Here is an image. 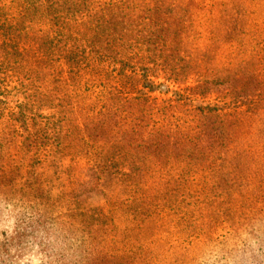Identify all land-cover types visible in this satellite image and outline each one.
Wrapping results in <instances>:
<instances>
[{"label": "trees", "instance_id": "1", "mask_svg": "<svg viewBox=\"0 0 264 264\" xmlns=\"http://www.w3.org/2000/svg\"><path fill=\"white\" fill-rule=\"evenodd\" d=\"M234 3L0 0V264H197L215 228L264 264V14ZM104 178L125 198L83 207Z\"/></svg>", "mask_w": 264, "mask_h": 264}, {"label": "rangeland", "instance_id": "2", "mask_svg": "<svg viewBox=\"0 0 264 264\" xmlns=\"http://www.w3.org/2000/svg\"><path fill=\"white\" fill-rule=\"evenodd\" d=\"M225 1H229L230 3L235 2L234 4L239 10H242L244 5V9H246L247 7L250 11H254L258 16L264 14V4H261L259 0H244V3L242 0H239V2L237 0H225ZM224 19L226 20V18L221 16V20H220L221 24L223 23ZM256 21H258L257 23L259 25H262L264 27V19L257 18ZM263 32L264 29H260L259 33H263ZM237 37L238 35H233L232 38L236 40ZM214 43L216 48H218L219 45L222 46L219 47L220 49L217 51L218 54L223 56L222 60H228L229 54H227L225 49L223 48L225 46L219 42L217 43L214 42ZM228 47H229V41L226 42V48ZM159 84H162L163 86H161L158 89V91L154 94V96L160 99L171 98L173 96L172 93L178 90L173 86H168L164 84L163 81H159ZM209 101L211 103H215L214 98H211ZM199 102L201 103L202 101L199 100ZM43 174H44V180L46 184H48L51 194L55 197L62 196L63 193L65 192V188L67 187L65 180V161H61V162L56 161L54 163V167H50L49 169H46L43 172ZM125 195L126 194H125L124 186L121 184L120 181L112 178L111 179L104 178L103 181L101 182V186L99 187V189L96 190L93 194L89 195L86 199H84L85 202L83 204V207L95 208V207L103 206L109 202H118L123 200L125 198ZM70 206L74 207L75 205H73V203L70 200L68 199L65 200V198H63L59 202L58 210L59 212L65 213L67 208H69ZM115 218H116L115 221L116 226L118 227V229L122 231L128 228L126 226L130 225L128 220L129 218L128 213L121 208L116 209ZM218 235H220L219 231L215 228L212 232L213 237L208 235L206 239L205 245H209L208 248L205 247L203 248L201 246H197L194 248V250L196 248H199L198 250H195V252H197L198 254H204V255H199L200 258L197 264H223V263L228 264V262L227 261L225 262V260L223 259H228L230 250L224 245V243L221 244L222 242L221 239H219L217 242H214L213 238H216ZM251 244L253 245V241L246 240V242L243 241L241 243V247H244V245H251ZM251 259L252 258H249V255L247 253H241L236 248L233 249V252L229 257V260L233 261L234 264H250ZM27 264H41V261H38L37 259H32Z\"/></svg>", "mask_w": 264, "mask_h": 264}]
</instances>
